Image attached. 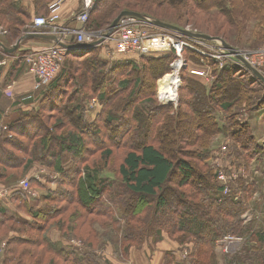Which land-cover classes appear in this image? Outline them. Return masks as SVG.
Here are the masks:
<instances>
[{"label":"trees","instance_id":"16d2710c","mask_svg":"<svg viewBox=\"0 0 264 264\" xmlns=\"http://www.w3.org/2000/svg\"><path fill=\"white\" fill-rule=\"evenodd\" d=\"M39 1L44 11L36 14L49 18L47 10L55 0ZM145 1L96 0L88 31L107 32L123 11L169 23L151 12L155 2ZM169 1L177 5L181 0ZM192 1L200 8L204 0ZM209 6L219 11L216 16L227 19L228 26L240 25L241 29L245 28L243 21L255 22L258 43H264V0H211ZM34 20L17 0H0V27L6 31L0 40L5 45L37 32ZM206 34L226 40L219 32ZM106 45L116 52L115 43L106 42L88 51L68 53L56 78L41 85L39 95L30 102L17 100L10 105L5 101V90L22 70L14 66L5 81L0 78V123L6 122L0 126V187L11 190L7 201L16 205L0 201V264H112L95 252L108 245L125 246V252L145 245L149 249L154 246L151 238H158L160 244L167 237L173 245L162 252L164 264H179L176 252L190 243L194 249L181 264H219L217 242L233 228L231 219H239V213L251 208L258 182L237 180L240 194H234L238 182L232 181L231 194L222 196L224 200L216 205L217 195L225 189L219 180L222 171L214 165L215 173L207 163L216 155L213 147L222 135L225 142L218 155L227 154L230 160L234 150L259 154L257 138L235 111L255 102L264 104V86L237 66L220 69L210 62V84L183 71L178 105H164L158 99V80L170 71L175 54L140 53L113 59ZM194 56L198 63L202 60L185 52L189 67ZM232 84L240 87L234 90ZM193 118L198 121L194 135L188 131V121L183 122ZM173 136L178 140L176 152L180 137L197 149L202 168L191 160L175 161L166 152ZM117 153L124 155L116 163ZM39 169L47 171L41 181L34 178ZM28 176H32V192L38 186H49L47 193L35 198L24 192L19 183ZM189 187L197 191L193 200L186 192H176ZM227 201L237 204L238 210L234 207V213H224L231 210ZM169 207L186 210L174 220H163L161 214ZM224 216L232 225L223 226ZM53 230L60 232L56 240L50 237ZM256 235L257 245L248 244L244 251L221 260L225 264H264V234ZM74 240L84 247L75 248Z\"/></svg>","mask_w":264,"mask_h":264},{"label":"rangeland","instance_id":"374dc122","mask_svg":"<svg viewBox=\"0 0 264 264\" xmlns=\"http://www.w3.org/2000/svg\"><path fill=\"white\" fill-rule=\"evenodd\" d=\"M145 2L146 3L155 2L154 7L150 10L154 14H157L156 15L157 18L162 17L163 19H165L169 23L171 22L174 24L183 25L184 30H187V31L195 33V34H200V33L206 34L207 32L214 34V33L219 32L221 35H226V36H224V38L226 40H223L219 37H217V38L215 37L216 39L214 41H205V40H200V39H196V38L194 39V38L185 36L183 34L177 33L179 36H181L187 42H195L197 44H200L202 46L201 48L206 53H210V54L217 53V54H220L223 56L225 54H229L228 50L225 49V47H224V43L229 45L236 53H238L241 56L244 54H250L252 52H257L264 46V43H261V44L258 43L261 41L257 40V33L258 32L254 31V27L256 26L255 22L243 21L245 23V28L242 27L241 29H240V25L236 26V27L228 26L226 18L222 17V15H220L219 17L216 16V14H218V12H219L217 9H212L211 6L208 7L209 2H211V0H208V2H207V0L200 1V5H199L200 8H197V5H195V3L192 0L187 1L184 4H182V2H181V4H180V2H178L177 5H173V4L171 5L169 0H156V1L148 0ZM142 4H144V3H142ZM145 17H147V16H145ZM148 18H150V17H148ZM151 19L156 20V18H152V17H151ZM169 23H167V24H169ZM0 28H2V27H0ZM239 29H240V31H239ZM3 30L4 29L2 28V31ZM171 33H174V32H171ZM28 34H30V33H25L22 37H24ZM235 34L237 35V37L234 36ZM0 36H2V35L0 34ZM156 39L161 42L160 44H162V46L164 48H167L169 50L168 51L169 53L173 52L175 54V58H176L175 51L173 50V48H171L170 45H168L166 43L164 38H162V39L156 38ZM25 41H23L20 44L17 51H15L14 53H11V54L6 53L3 50V48L0 47V69L3 70L2 74H1V76L2 75L3 76L2 77L0 76V78L4 79L3 81H5L7 79V77L9 76V72L12 71V68L14 66H16V68L22 70L23 75L28 76L30 74L29 70H28L27 63H26V59H24V58L31 50L27 47V43ZM0 42L7 48H13L17 44V42H16V44H14V45H8L7 46L1 40H0ZM108 43L112 44V41H109ZM106 46H107V49L109 50V52H111V55H113V56L118 55L114 50H112L111 46H109V45H106ZM107 49H105V50L107 51ZM190 51H192V50H190ZM192 52L196 55H199L198 53H196L194 51H192ZM118 56L121 57L122 55H118ZM184 57H185V53H184ZM223 60H224L223 68L225 66H229V65L234 66V67L237 66L239 69L243 70L242 72L248 73L249 76L252 77V79L254 78L262 86H264L263 83L260 81V79L256 75H254L246 67V64H248V63L245 60H244L245 63L243 61H241L239 58H230V59H223ZM205 62H207V61L203 60V58H202V60H200V62L198 63L196 61V56L191 57L190 67L187 65V67L183 71L187 75L191 76V75H193L191 73L192 69L202 70V71L207 73V77H201V78L204 79V81H206L208 84H210L213 81L211 65H210V63L206 65V64H204ZM254 69L257 70L262 76L264 75V70L256 69V68H254ZM193 76H195V75H193ZM196 77H198V76H196ZM20 78H21V76L13 78V84H15V85H12L10 87L11 90L15 91L16 88L21 87V85L24 83L25 79H23V78L20 79ZM163 78H164V76L158 80V90L160 87V81H162ZM187 78H188V76H187ZM184 82H185V80H184ZM184 82L182 80V85L179 88V93H178L179 97L182 95V92L180 90L182 89ZM238 84H240V83H238ZM40 86L41 85H39V87ZM161 86H162V83H161ZM239 87L233 85L234 90L239 88ZM38 95L39 94L36 91L28 92L25 94L20 93L19 97H17V98H16V96L15 97H13V96L8 97L7 96L5 101H8L9 104H10L11 100H13V99H15V101L21 100V101H29L30 102L33 100V98H37ZM261 95H262V92H261ZM5 101H4V104L8 105V103ZM178 103H179V100H178ZM178 103L175 105V104L170 102V104L164 103V105H173L176 107L178 105ZM161 104H163V103H161ZM235 112L239 113V115H240V116L238 115L239 119L244 120L247 127L250 129L251 133L257 138L259 150H260L259 154H257L256 156L252 155V154H248V153L246 155H244L243 153L241 154L240 152L234 150L232 159H230V160L228 159L227 154H224L221 156V153H220L218 155V152H219L221 146H223V144L225 142V137L222 135V136H220L221 137L220 140L218 142H216L215 146L213 147L215 149L216 155H214L211 158V160H209L207 163L209 166L212 165V168L214 169L215 173H216V170L214 168V165H215V167L220 169L219 171H222V172H220V174H223L225 176V180H220V179L219 180L223 183L224 188H226V187L228 188L227 193L223 192L221 194V192H220L217 195V197H216L217 201H214V203L216 205H218V203L221 204L220 201L224 200L222 196L226 197V196H229L231 194V186L235 182L234 180L244 182L245 180L247 181L249 179L251 182H253V181L258 182L257 183L258 184V191H256V194L254 196L255 200H253V202L250 203L251 208L249 210L245 209L241 213H239V214H241L239 219H233V218L231 219L234 225H233V228L228 229V233L226 234V236L235 237L232 242L234 244H236V245H234V248H233L236 250L233 253L244 251L245 248H247L248 244L254 245V246L257 245V243L255 241L256 240L255 238H257L256 234H264V104H258L257 102H255L254 104H251V106L246 105L245 109L240 108L239 110H236ZM217 117H218L219 122L221 124H223V122H221L222 119L219 117V115ZM196 120H197V118H193L191 120L190 119L189 120L183 119V122L185 124H187L186 121H188L187 126H190L188 131L190 132L193 130L192 131L193 135L195 134V130L198 128V125H197L198 121H196ZM189 122L192 123L193 125H190ZM3 123L5 124L6 122L0 123V126ZM196 133H197V130H196ZM180 135L183 137L186 136V135H184V132H181ZM171 139H172L171 143L167 144L168 147L166 148V152L168 151L169 155L175 161H177V159L191 160V162L196 166V168H197V166H198V168H202L201 164L199 163V158L196 156L197 155V152H196L197 149L195 147L187 146V144H185V142H182L185 139L180 137V139H179V141H180L179 151L176 152L175 144L177 143L178 140L175 139V136H173ZM123 155H124L123 153L115 154V158H116L115 162L116 163L120 162L121 159L123 158ZM217 156H221V157L216 160ZM250 156L254 157V159L253 158L248 159V157H250ZM204 171H206V170H204ZM220 174H219V176H220ZM32 176H28V178H30ZM25 179H27V178H25ZM232 181H234V182L232 184H230ZM216 182L218 184V180H216ZM240 184H241V182L237 183V185L233 191L234 194H236V193L240 194L239 193L240 192L239 189H241ZM229 185H230V188H229ZM41 187L42 186H38V188L37 187L35 188V190L33 191L35 196H33V197H35V198L41 197L43 195V193L44 194L47 193L46 190L49 186H46V188H45V186L42 188ZM53 187H56V183H54ZM3 188L6 189V187H3ZM176 190H177L176 191L177 194H179V192H186L190 199L193 198V193L197 192L195 189H191L190 187L189 188H181L182 191H179L178 189H176ZM31 192H32V190H31ZM9 198L5 199V201L10 200ZM237 198H238V196L235 197V199H237ZM9 202L10 201H7L6 203H9ZM227 203H229L227 207L231 208V210H225L224 213H230V214L234 213L235 212V211H233L234 207L236 208V210H238L237 204H235V203L232 204L231 202H228V201H227ZM10 204H12L13 206H16L15 204H13V202H10ZM184 204H188V202L186 201V202H184ZM184 210H186V209L185 208H178V207H175V208L169 207L167 210H165L161 214L162 215L161 218L163 220H174L178 214H183ZM224 218L225 219H223L224 221L222 222L223 226H229L230 221L227 219L228 217L224 216ZM120 220L122 221V219H120ZM238 224H239V226H238ZM96 227L102 233L105 232V229L102 227H99L98 224H96ZM239 230H241L242 232L244 231V232L240 235V234H238ZM112 231H113V229L110 230V232H112ZM57 234H60V232L58 230H53L52 235H50V237L53 240H56ZM226 236H224V237H226ZM240 238H242L243 241ZM157 241H158V238H156V239L151 238L150 239V244L154 245L153 247L149 248L150 250L148 248H145V246L149 247L150 245H145L142 248H133L132 247L128 250V252L127 251L125 252L123 250V247H125V246L115 248L113 246L108 245L103 250H97V252H95V255L97 257L101 258V260L110 261L112 264H136V262H137V264H164V262H162V258H163L162 252L172 248L173 242L168 237L166 238V240L163 243L158 244ZM153 242H156V243H153ZM75 244H77L78 246H76ZM73 245L75 248H78L79 250H81L84 247L83 242L78 241V240H74ZM156 245H157L156 248L158 251L153 249V248H155ZM226 247H229V243L222 245L221 246L222 250L219 249V246L217 245V255L219 257L217 259V261L219 264H225L224 260H221V258H223V256H230V257L233 256V254L231 253L232 251L228 252L230 254H226L223 252V250H225ZM181 248L182 249H180L179 251L176 252L177 263H179V264L187 262V259L189 258L191 251L194 249V245L192 243H190L187 246H183ZM129 251H130V254L125 255V254L129 253ZM77 252H82V251H77ZM166 263H167V261H166ZM208 264H211V262H209Z\"/></svg>","mask_w":264,"mask_h":264},{"label":"built area","instance_id":"2783aa9c","mask_svg":"<svg viewBox=\"0 0 264 264\" xmlns=\"http://www.w3.org/2000/svg\"><path fill=\"white\" fill-rule=\"evenodd\" d=\"M66 0H55L50 7V17L46 18L39 16L34 20L35 28H42L40 34L57 36L59 41L62 43H67V38L69 36L76 37L75 44H92L94 42L103 40L107 32L88 31V23L90 16L95 9L96 0H83L84 4L81 10L74 16V19L78 23L79 27L75 30L70 29L68 26L61 25V17L59 15L60 8ZM4 31V30H3ZM0 28V34L5 35L6 31L3 32ZM156 38H164L166 43L173 48L176 53L175 60L170 65V71L164 76L162 81H160V87L158 90V99L161 103H173L177 104L179 100V88L182 85V72L187 67V61L184 57L186 51H194L201 55L203 60L207 61L204 64H209L214 62L221 69L223 68V59L239 58L242 57L251 67L256 69L264 70V46L257 52H252L250 54L239 55L238 53L220 55L217 53H206L200 44L195 42H187L177 33H163L159 31V28L154 25V20L148 17L144 19L126 17L124 18L115 29V31L106 39L104 43L112 41L115 43L116 53L118 55H136L144 52L145 45L147 43L157 40ZM102 43L101 45H103ZM200 45V46H199ZM87 49H74L68 50L66 48L60 47L59 45L51 44L37 50H31L24 59L28 66V70L31 76L38 80V85H47L52 82L56 76L59 74L62 64L68 53H78L81 51H86ZM191 51V52H192ZM191 73L198 77H207V73L202 70L192 69ZM167 76H171L176 80L175 92L171 98H167L166 94L162 93L161 83L166 79ZM264 76V75H263ZM261 81V80H260ZM262 82V81H261ZM264 85V82H262ZM47 173L45 169H41L34 175V178L41 181L42 177ZM56 179V177H53ZM220 180H225V176L220 174ZM19 187L26 193L35 196L31 192L30 178L24 179L20 182ZM224 192H228V188L224 189ZM11 195V190L8 188L0 187V201H5ZM235 237L226 236L222 240L217 242L219 249L222 250L221 246L229 243V247L223 250L224 253L230 254L228 252L232 251V254L236 249L232 241ZM242 241L243 239L240 238ZM233 249V250H232ZM238 251V250H237ZM225 254V255H226Z\"/></svg>","mask_w":264,"mask_h":264},{"label":"crops","instance_id":"0c3cea01","mask_svg":"<svg viewBox=\"0 0 264 264\" xmlns=\"http://www.w3.org/2000/svg\"><path fill=\"white\" fill-rule=\"evenodd\" d=\"M17 1L20 2L23 5V7H25L30 12L32 16V20L35 19L37 16H39L36 14L38 11L40 12L44 11L43 9L44 4L43 3L41 4L39 0H17ZM83 4H84L83 0H66L59 11V15L61 17V25L68 26L72 30H75L76 28H78L79 25L74 19V16L81 10ZM50 7L47 10L49 14H50ZM35 29L37 30V32H41L43 30L42 28H35ZM37 32H33V33H37ZM73 38L74 40H76L75 36L74 37L69 36L66 40L67 43H74L75 41L72 40ZM25 42L27 43V47L30 50H37L39 48H42V47H45L51 44H55V42L53 41L44 40L41 38H29ZM160 43L161 42L158 40L147 43L145 45V49L143 53L155 54V55H162V53H167L169 50L167 48H164L162 44ZM119 58L120 57L118 55L113 57V59H119ZM29 75L25 76L22 74L21 78L25 79L24 83L21 85L20 88H16L15 91L11 90L10 88L11 86L7 88L5 90L6 96L8 97L16 96L17 98L19 97L20 93L25 94V93L33 92V91L39 92L41 87H39L38 85V80L35 77L31 75L29 76ZM14 102H15V99L11 100L10 105ZM8 110L9 108L7 109V112ZM75 245L78 246L77 244Z\"/></svg>","mask_w":264,"mask_h":264},{"label":"water","instance_id":"95a60500","mask_svg":"<svg viewBox=\"0 0 264 264\" xmlns=\"http://www.w3.org/2000/svg\"><path fill=\"white\" fill-rule=\"evenodd\" d=\"M126 17H134V18H139V19H144L145 18L144 15H141L139 13H135V12H131V11H123V12H121L120 15L115 19L113 24L108 29V32H107V34H106L104 39L108 38L115 31V29L118 27L119 23ZM154 25L156 27H158V28H162L164 30L171 31V32H174V33L183 34L185 36H188V37H191V38H194V39L196 38V39L205 40V41H214L216 39V38H213L211 36L204 35V34H195V33L189 32L187 30L181 29L179 27H176V26H173L171 24H167V23H164V22H161V21L154 20ZM29 38H41V39H44V40L53 41L57 45H59L60 47L66 48L68 50L87 49V51L91 50L93 48H96L98 46H101V44L104 43V41H105L103 39V40L94 42L92 44H83V45L82 44H75V43H62V42L59 41V38L57 36H49V35H44V34H40V33L37 32V33H30V34L22 37L13 48H7L1 42H0V47L3 48V50L6 53H10L11 54V53H14L15 51H17L19 46H20V44L23 41H25V40H27ZM224 47L229 52H231L233 54L236 53L229 45H227L225 43H224ZM239 59L245 63V61H244V59L242 57H239ZM246 67L254 75H256L262 82H264V76H262L257 70H255L253 67H251L248 64H246Z\"/></svg>","mask_w":264,"mask_h":264},{"label":"bare ground","instance_id":"6f19581e","mask_svg":"<svg viewBox=\"0 0 264 264\" xmlns=\"http://www.w3.org/2000/svg\"><path fill=\"white\" fill-rule=\"evenodd\" d=\"M176 80L167 76L166 79L162 82V93L167 95V98H171L175 92Z\"/></svg>","mask_w":264,"mask_h":264}]
</instances>
